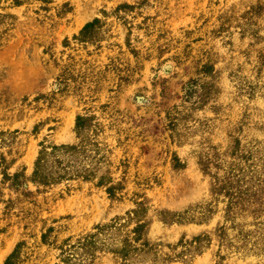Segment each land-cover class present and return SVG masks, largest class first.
I'll list each match as a JSON object with an SVG mask.
<instances>
[{"label":"rangeland","instance_id":"obj_1","mask_svg":"<svg viewBox=\"0 0 264 264\" xmlns=\"http://www.w3.org/2000/svg\"><path fill=\"white\" fill-rule=\"evenodd\" d=\"M81 143L94 176L32 181ZM106 225L78 264H264V0H0V264Z\"/></svg>","mask_w":264,"mask_h":264},{"label":"trees","instance_id":"obj_2","mask_svg":"<svg viewBox=\"0 0 264 264\" xmlns=\"http://www.w3.org/2000/svg\"><path fill=\"white\" fill-rule=\"evenodd\" d=\"M99 23L98 18L87 22L80 31L81 39H86L90 36V30ZM91 118L88 116H77L75 123V130L81 141L84 140L89 128L91 127ZM87 148L84 144L68 145H51L42 147L39 151L32 172V181L40 182L42 184H51L59 182L63 179H70L75 177L90 178L94 176L93 167L89 166L91 162H95V155H90L86 152ZM88 160V161H87ZM99 184H109L106 191L109 195H114V191L119 186L114 185L111 181L104 180L100 177ZM98 231L89 237L77 240L74 244H68L66 249L62 250V261L64 264H78L84 261L90 250L105 249L108 251H116V249L109 248L107 238L108 230L112 225L103 227H96ZM136 231V229L134 230ZM17 251L9 255L4 264H12L13 258ZM127 254V253H126ZM125 254V255H126Z\"/></svg>","mask_w":264,"mask_h":264}]
</instances>
